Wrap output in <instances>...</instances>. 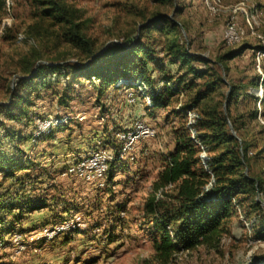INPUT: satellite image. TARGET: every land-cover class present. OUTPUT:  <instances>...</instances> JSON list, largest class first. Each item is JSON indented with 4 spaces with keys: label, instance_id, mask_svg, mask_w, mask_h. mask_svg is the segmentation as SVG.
<instances>
[{
    "label": "rangeland",
    "instance_id": "obj_1",
    "mask_svg": "<svg viewBox=\"0 0 264 264\" xmlns=\"http://www.w3.org/2000/svg\"><path fill=\"white\" fill-rule=\"evenodd\" d=\"M36 1L0 0V112H6L5 107L12 100L18 102L16 112L21 109L31 112L32 136L42 122L66 118L67 123L61 127L66 128L71 122L75 126L63 132L64 137L70 133V139L82 141L101 133V139L97 141L105 145L104 141L110 135L114 137L118 132H130L135 122L140 120L154 127L157 137L137 144L134 149L137 160L129 162V171L117 177L116 180L122 181V184L113 188V194L101 189H94L95 193L90 191L95 184L88 183V187H85L78 183H69L68 186L64 183L66 188L62 187L61 193L57 194L61 201L60 220L79 214L86 223L85 228L58 236L50 242L29 243L24 251H19L15 235L27 240L43 226L58 221L47 223L49 216L45 211L27 217L32 215L29 213L10 230L9 226L16 222L7 217L6 229H0V243L3 244L0 264H145V261L154 264V250L148 230L144 227L142 205L171 152L168 148L173 138V126L182 122L187 124L189 113L195 112L181 111L185 101L180 96L173 108L168 110L170 112H158L157 116L151 117L145 100L146 96L151 98L148 86L138 79L132 86H126L119 80L107 88L102 98H97V80L74 79L72 70H65V66L86 62L88 53L84 46L75 45L77 37L68 24H60L54 17L44 18L47 9ZM57 1L73 15L80 34L92 41L95 50L104 51L129 42L138 35L146 20L161 13L178 23L181 40L189 50L208 60L215 61L219 56H228L244 48L241 54L227 61L228 71L221 70L227 81L248 84L252 78L260 76L262 82V75L256 66V48L260 46L258 39L251 34L254 25L250 15L253 14L257 20V33L264 37V0H219L215 14L209 10L212 0H175L174 4L166 6L156 5L150 0ZM242 2H245L244 10L239 9ZM231 19L247 32V37L241 43L232 46L223 40L226 24ZM153 34L157 36L156 32ZM156 49L160 54L158 58H162L161 47L157 46ZM27 63L33 65L35 73L39 71V75L26 85L21 78ZM50 65L62 67L64 74L62 70L54 73L47 69ZM165 67L169 72L177 68L168 62H165ZM261 72L264 75V61ZM158 75V72H152V78L156 80ZM161 86L159 84L158 89ZM65 88L68 90L64 91ZM249 92L264 97V88L257 91L249 89ZM64 94L67 96L65 98H72L67 106L59 103ZM129 95L136 98V103H129ZM17 96L23 98V103L17 100ZM242 108H245V104H242ZM258 109L259 123L264 130V106L259 104ZM240 113L249 123L248 112ZM168 114L170 118L166 120ZM178 114L181 116L177 118ZM233 114L237 115L236 112ZM79 116L85 119L79 121ZM0 118V138L4 143L0 153L9 155L12 147L5 137L6 131L16 133L21 129L14 121L3 116ZM60 128L53 130L58 139L61 137ZM253 129L248 126L243 134L248 139L257 136L260 149L264 146V137L257 130L253 135ZM24 131L27 132V128ZM253 163V172L264 180V157ZM129 180L133 181L131 185L126 184ZM13 185L15 182L10 179L0 178V193L12 192ZM73 186L80 191L75 193ZM258 200L261 211L250 205L237 206V213L229 224L230 235L222 239L217 249L199 247L191 253H179L169 264H251L263 257L264 195H259ZM69 206H77L81 212L63 211ZM3 216L0 213V217ZM92 224H101L102 227L89 232L87 228ZM109 230H112L113 242L106 239Z\"/></svg>",
    "mask_w": 264,
    "mask_h": 264
},
{
    "label": "trees",
    "instance_id": "obj_2",
    "mask_svg": "<svg viewBox=\"0 0 264 264\" xmlns=\"http://www.w3.org/2000/svg\"><path fill=\"white\" fill-rule=\"evenodd\" d=\"M150 1L166 6L174 4L175 0ZM36 3L47 9L44 18L54 17L58 23L68 24L77 37L75 45L84 46L88 53L86 62L65 66V70H72L74 79L97 80V98H102L107 88L119 80H123L126 86H132L138 79L148 86L152 99L150 109L170 112L168 110L183 96L185 102L181 111L195 112L197 116L195 123L190 126L183 122L173 126L174 148L164 160L151 192L142 205L144 227L148 230L154 250V264H169L177 254L191 253L199 247L217 249L222 239L230 235L229 224L237 213V206L250 205L251 208L262 210L258 196L264 195V180L253 172V161L264 157V146L259 149L257 136L248 139L243 133L249 126L254 128L253 135L257 130L264 137L258 116V105L264 106V97L249 92V89H263L264 80L260 82V76H255L248 84H234L221 74V70L228 71L227 61L241 54L244 48L228 56H219L215 61L208 60L192 53L181 40L178 23L160 13L146 20L138 35L129 42L104 51L95 50L92 41L80 34L73 15L64 4L57 0H38ZM153 32L157 33L158 40ZM156 45L161 47L162 58H158L160 54L157 53ZM165 62L176 66V70L169 72ZM25 69L21 79L27 85L38 78L39 71L35 73V67L30 63L26 64ZM47 69L55 73L62 67L50 65ZM153 71L158 72V80L152 78ZM159 84L162 85L160 89ZM65 97L66 94L61 97L60 105L67 106L68 101H72V98ZM17 100L23 103V98L17 96ZM242 104H245V108H242ZM17 106L18 102L12 100L5 107L6 112H0V117L23 125L30 112L23 109L16 112ZM240 112H248L249 123L244 121L245 117ZM178 115L177 118L181 116ZM169 118L168 114L165 119ZM1 122L0 118V127ZM6 132L9 143L18 149L17 144L23 138L10 130ZM192 132H195L199 144L191 138ZM109 137L104 146L117 148L115 136ZM3 144L0 138V147ZM202 151L207 156L205 163L200 159ZM129 165V162L111 163L106 187L101 191L113 194V188L122 184L115 178L120 173L125 175L130 169ZM23 170L25 161L6 158L0 153V175L3 180L10 179L20 184L16 174ZM24 183L23 180L18 190L0 193V213L4 214L0 217V229H6L7 217L16 222L9 226L13 230L16 224L22 222L24 215L47 207L50 197L27 194ZM50 200L58 202L57 197H51ZM58 203L61 205V201ZM63 211L81 212L77 206H69ZM60 219L61 209L55 213L54 222ZM97 227L102 226L92 224L87 229L90 232ZM107 232L106 239L113 242L112 230ZM145 264L151 263L145 261ZM251 264H264V256Z\"/></svg>",
    "mask_w": 264,
    "mask_h": 264
},
{
    "label": "built area",
    "instance_id": "obj_3",
    "mask_svg": "<svg viewBox=\"0 0 264 264\" xmlns=\"http://www.w3.org/2000/svg\"><path fill=\"white\" fill-rule=\"evenodd\" d=\"M219 0H212V4L209 6L211 13L215 14L217 12V6ZM245 2L240 4V10H244ZM250 21H253L252 24L253 30L251 32L258 41L260 50L256 52V62L257 69L262 75L261 81L264 80V75L261 72L262 62L264 61V37L257 33L256 25L257 20L254 15H250ZM247 37V32L240 28L236 22L231 19L227 22L224 33L223 40L227 45H235L241 43ZM120 83L125 84L123 80H120ZM262 90V88H260ZM146 107L152 106V100L148 96L145 98ZM129 103H136V98L129 95ZM196 114L189 113L188 121L186 126H190L196 121ZM40 122V121H39ZM67 123L66 118L61 119H51L49 121H44L38 126V130L33 134V141L40 139L41 137H48L53 133V130L59 126H63ZM37 128V127H36ZM157 137V130L140 120L135 122L133 129L130 132H118L115 135V140L117 148L105 147L102 142H97L95 148L90 152L75 158L72 162L68 163L64 168L62 175L64 177H70L74 179H79L85 183L95 184L98 189H104L107 182V174L110 168V164L117 162H134L136 156L134 154V149L137 144L149 140H154ZM191 138L197 143L195 132L191 133ZM205 152H201L200 159L202 163L206 161ZM86 223L84 222L82 216L75 214L68 218H65L62 221L55 222L53 224H48L43 226L42 229L35 233L34 236L29 237L27 240H23V236L15 235V241L19 244V251H24L26 246L32 242L45 241L50 242L56 237L68 234L69 232H76L85 228ZM3 246L0 243V249Z\"/></svg>",
    "mask_w": 264,
    "mask_h": 264
},
{
    "label": "crops",
    "instance_id": "obj_4",
    "mask_svg": "<svg viewBox=\"0 0 264 264\" xmlns=\"http://www.w3.org/2000/svg\"><path fill=\"white\" fill-rule=\"evenodd\" d=\"M169 86L170 84L168 85V87ZM147 112H150L149 115L151 117H154L158 115V112L166 111H154L148 108ZM30 113L28 115V120H24L23 125H18L21 130L19 132H16V134L20 138H23V141L20 144H17L18 149H15L14 145L10 144L12 149L10 150L9 155L3 154L6 158H16L18 161H25V170L20 171L16 174V180L20 181V184L16 183L15 186L13 185L12 190H18L24 180L27 194L33 195L35 193L41 194L42 196L47 195V197L50 198L57 197V201L59 202L60 197L57 196V194L61 193V189L66 188L64 183H66L67 186L69 185V183H78L81 186L88 187V183H85L79 179L64 177L62 175V172L68 163L95 148L98 142L97 139H101V136H99L101 134L100 131L97 132V134L100 133L99 135H95V137L92 136L90 139H84L82 141H80L79 139H70L68 136L70 133L68 135L66 134L67 136L64 137L63 132H68L71 129L75 128V126H73V122H71L66 128H60L61 132L59 133L61 134V137L59 139L56 138V135H53L52 137H43L41 139L33 141V127L30 126V123L32 122ZM78 119L79 121H82L85 118L84 116H79ZM26 128L27 132L24 131ZM103 134H105V132ZM109 139L110 138L106 139L104 142L109 141ZM170 144L171 146H169L168 149L172 151L174 148V138H172ZM21 152L22 154H20ZM119 176L123 175L120 173L117 175V177ZM117 177L115 178V180L117 179ZM0 178L2 179V177ZM28 178L30 180H28ZM131 183L132 181L127 185H131ZM77 189L73 186L72 190L76 193L77 191H80ZM94 189L98 190L96 186H92V188H90V191H93L95 193ZM50 198L47 201L46 208L32 212V215L29 214L30 216L27 217H33L34 214H37L38 212L43 213L45 211V214L49 216L46 222L51 223L52 221H54L55 213L59 212L61 207L58 202L51 201Z\"/></svg>",
    "mask_w": 264,
    "mask_h": 264
}]
</instances>
